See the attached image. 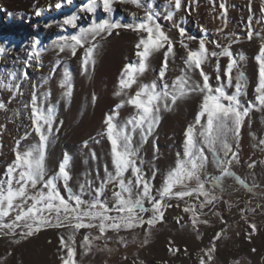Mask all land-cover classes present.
I'll return each instance as SVG.
<instances>
[{
  "label": "rangeland",
  "instance_id": "obj_1",
  "mask_svg": "<svg viewBox=\"0 0 264 264\" xmlns=\"http://www.w3.org/2000/svg\"><path fill=\"white\" fill-rule=\"evenodd\" d=\"M58 2L62 3L60 9L55 7ZM83 2L0 0V43L6 45L5 52L0 54V102L5 105L0 109V180H5L6 170L15 160L14 150L24 152L39 143L31 119V101L35 92L39 94L38 103L44 108L52 106L55 113L50 142L45 150L46 178L56 174L59 164L67 156L70 174L68 186L74 193L81 194L85 201L81 207L87 209L95 198V189L107 179V174L115 175L105 122L106 117H111L113 124L125 129L131 136L132 147L137 152L136 165L142 177L149 182L152 196L158 199V192L168 172L178 160L185 159V131L189 126H193L202 143L203 138L199 137V133L202 125H206V116L201 117L199 124L196 118L203 94L191 93L178 99L175 104L168 98L167 109L161 101L159 122L153 125L146 140L140 128H133L128 123L138 117V110L126 101L135 95L141 85H151L153 81L157 83L158 91L162 89L163 83H167L171 90L173 81L181 75H187L193 83L202 84L198 70L182 71L185 69L186 50L181 47L177 25L185 29L184 42L191 49H197L199 40L204 39L209 54L220 52L223 47H228L232 52L235 64L231 70V86L224 76L228 57L209 56L203 63V70L209 76L213 89L223 86L227 94H234L235 79L241 72L244 73L246 88L239 99L241 109L247 108L248 115L244 118L238 140L231 134L228 137L232 151L237 153L230 165L235 176L225 177L220 188L205 185L210 197H216L212 203L205 202V198L198 193L184 198L166 197L162 201L163 219L152 227L146 223L153 215L152 211H148L138 213L145 220L143 225L119 231L108 229L103 235L98 227L75 230L70 225L61 228L44 226L26 238L19 234L26 231L24 228L15 229V235L8 229H0V264H62L67 252L61 245V237L74 248L75 264H201L202 258L205 264H264V145L259 143L264 139V106L256 100L255 91L259 70L256 57L264 45V0H181L182 7L179 10L175 9L174 0L171 4L168 0H153L152 10L159 13L157 21L174 41L175 55L169 56L163 81L159 77L164 59L161 50L151 55L147 70L138 75L136 83L123 90L120 86L122 70L130 62L138 63L135 45L140 33L120 28L113 30L111 35L102 34L95 41L89 37L84 47H77L75 55L70 49L60 52L58 47L52 45L60 36H69L78 31V28L70 26L61 29L53 23L61 21L65 15L78 13L77 23L85 27L92 19L99 21L108 18L102 7L97 9L94 16L80 12L79 7ZM221 3L226 6V17L223 18ZM141 5L137 7L113 0L112 18L124 24L138 23L144 19L147 11L145 0H141ZM37 9L42 10L40 15H37ZM168 12L173 13L172 21L164 19ZM45 24L50 26L45 27ZM250 31L253 33L251 39L248 36ZM187 36L195 39L187 40ZM34 41H39V60H29ZM93 43L97 45L93 53L94 63L89 61L90 64L88 62L85 65L86 47ZM241 55L243 60L240 59ZM105 62L112 64L114 71L111 76L101 71ZM41 70L46 71V76L38 81ZM65 70L70 76L71 94L66 96L68 89L63 86L65 88L58 92L56 100H50L48 93L44 89L40 90V86H62ZM218 74L220 80H217ZM103 81H108L109 86L102 85ZM90 85L93 86L92 92L88 90L86 93L84 87ZM121 101H124L123 106L117 108ZM25 105H28L27 109ZM93 118V126L85 129L84 125ZM204 153L208 157L205 165L207 175L218 176L220 170L213 163L212 153L207 147ZM219 154L223 158V152ZM14 175L18 178V171ZM236 177L243 180L244 184L239 183ZM124 179L133 181L135 198L140 190L135 187V177L130 169L124 173ZM56 183L57 189L67 200L68 193L63 180ZM81 185L84 186L83 192ZM187 185V188L178 185L174 191L196 187L195 181H188ZM4 187L6 190V183ZM13 187H17L15 180ZM41 191L47 192L42 183L35 188L31 185L27 187L29 197ZM115 191H119L118 181H110L105 184L101 196L110 209L108 214L113 217L117 215L113 208L116 203L113 195ZM16 203L21 202L18 199ZM70 203L75 206L74 202ZM201 203H204L203 208L200 207ZM144 204L151 209L147 200ZM31 205V199L23 203L25 210ZM185 207L195 209V225L192 223L193 213L185 212ZM17 212L10 211L9 216L0 220V223H13ZM44 214L48 215L47 212ZM51 219L55 221V213ZM76 222L71 221L72 224ZM83 222L99 224L98 219L84 218ZM253 224L256 226L255 232L251 228ZM217 233H221L219 238H215ZM69 236L73 238L71 241L68 240ZM85 236L89 237L87 242ZM209 249H212L210 261L206 255Z\"/></svg>",
  "mask_w": 264,
  "mask_h": 264
},
{
  "label": "snow or ice",
  "instance_id": "obj_2",
  "mask_svg": "<svg viewBox=\"0 0 264 264\" xmlns=\"http://www.w3.org/2000/svg\"><path fill=\"white\" fill-rule=\"evenodd\" d=\"M68 2L71 3V0H68ZM120 2L131 3L137 7L142 6L141 0H120ZM168 2L171 4L173 0H168ZM145 3L147 5V11H145L144 19L138 23L124 24L112 18L114 11L113 0H84L79 7L80 12L94 16L97 9L102 7L103 11L108 14V18L99 21L92 19V22L85 27L78 25V13L73 12L65 15L61 21H53V23L57 24L61 29L70 26L73 29L78 28V31L69 36H60L52 42V45L53 47H58L60 52H63L65 49H70L72 54L75 55L77 47H84L89 37L95 41L97 37L104 33L111 35L115 29H132L141 34L139 41L135 45V55L138 57V63L130 62L124 66L120 80L121 89L131 88L136 83L138 75L143 74L147 70L151 55L161 50H163L164 59L161 64L159 77L163 81L169 63V56L175 55V43L162 30L161 25L157 21L156 17L159 13H154L152 10L154 6L153 0H145ZM55 7L60 9L62 3L58 2ZM174 7L179 10L182 7L181 0H174ZM220 8L224 10L222 18L226 17L225 4L221 3ZM36 11L37 15H40L42 10L37 9ZM133 17L135 19V14H133ZM164 19L172 21L173 13L168 12L164 16ZM49 26L45 24V27ZM177 27L181 36V47L186 50V59L184 60L185 69L182 71L198 70L199 75L202 77V84L199 82L193 83L190 81V77L181 75L173 81L171 90L167 83H163L162 89L158 91L157 83L153 81L151 85H141L135 95L129 97L126 101L127 104L134 106L138 110V117L128 121V123L132 124L133 128H140L144 133L143 139L146 140L147 135L152 131L153 125L159 122L161 101L164 102V108L167 109L168 98L171 99L172 104H175L178 99L184 98L191 93L200 92L203 94L200 112L196 118V122L199 124L201 117L206 116V125H202V131L199 133V137L203 138L202 143L197 138L193 126H189L185 131V159L178 160L176 166L168 172L163 181V186L158 192L159 198L157 199L152 196L149 182L140 174V169L137 167L135 160L137 152L132 147L131 136L125 129L118 128L113 124L111 117H106V133L111 144L115 175L113 176L111 173L107 174V179L101 182L100 187L95 189V198L88 205V208L82 209L81 206L85 204V201L82 200L81 194L74 193L68 186L70 174L68 171L67 156L59 164L56 174L46 178L45 150L47 144L50 142L55 113L52 106L49 105L44 108L41 103H38L37 95L34 92L31 101V119L34 130L39 136V143L24 152L14 150L15 160L13 164L8 166L5 180H0V220L8 217L10 211L18 210L13 223H0V229H8L15 235V229L24 228L26 231H21L19 234L22 238H26L32 236L34 231H39L44 226L61 228L70 225L75 230L98 227L100 234L103 235L108 229L119 231L122 228L133 229L143 225L145 220L138 213L148 211H152L153 215L146 223L149 227L154 226L158 220L163 219L161 209L164 205L162 201L166 197L175 196L184 198L192 196L193 193H198L205 198V202L207 203L215 201L216 197H210V193L206 190L205 185L211 184L215 188H220L225 177L235 176V173L230 170V165L236 159L237 153L232 151V145L229 143L228 137L231 134L238 140L244 118L248 115L247 108L241 109L239 99L246 88V81L244 73L241 72L235 79V92L232 95L227 94L223 86H218L213 89L209 83V76L203 70V63L209 59V56L228 57L229 62L225 68L224 76L227 78L228 85L231 86V70L235 64L232 52L228 47H223L220 52H212L209 54L204 39L199 40L197 49H191L184 42L185 29L178 25ZM252 35L253 33L250 31L248 33L249 39H251ZM193 39L195 38L187 36V40ZM38 45L39 41L33 42V52L29 55V60L33 58L39 60ZM96 47L97 45L95 43L86 47L85 65L89 61L94 63L93 52ZM217 47L220 46L217 45ZM5 50L6 45L0 43V54L4 53ZM240 59H244L243 55L240 56ZM256 60L259 64L258 83L255 88L257 93L256 100L261 106H264V45L261 46ZM25 63L27 64V61ZM217 72L219 73V63H217ZM24 75L26 77L27 73L25 72ZM220 79L221 77L218 74L217 80ZM62 86L67 87L68 91L65 95L70 96L71 84L67 70L64 72ZM224 101H227V103H224ZM123 104L124 101H121V104H118L116 107H122ZM4 107L5 105L0 102V109ZM27 107L28 105H25L26 109ZM145 125L147 126L146 130ZM259 143L264 145V139H261ZM205 147L212 153L213 163L220 170L218 176L210 177L205 171V165L208 161V157L204 153ZM220 151L223 152V158L220 157ZM229 155L231 159H229ZM129 169L135 177V187L140 190L136 193L135 198H133V181L131 179L127 181L124 179V173ZM17 171L18 178L14 175ZM236 179L239 183L244 184V181L239 177H236ZM14 180L17 185L15 188L13 187ZM58 180H63L64 182L65 190L68 193L67 200L57 189L56 182ZM110 181H118L119 187V191L113 193L116 198V203L113 206L117 213L115 217L108 214L110 209L107 203L101 200L105 184ZM188 181H195L196 187L188 188V190L174 191L178 185L187 188ZM5 183L7 184L6 190L4 187ZM41 183L47 189V192L41 191L37 195L29 197L27 192L28 185L35 188ZM89 187H91L90 183ZM83 189L84 186L81 185V192H83ZM124 194H127V196ZM18 199L21 202L20 204L16 203ZM27 199H31L32 205L25 210L23 203ZM145 200L151 204V209L145 207ZM70 201L74 202L75 206ZM200 207L203 208L204 203H201ZM184 211L193 213L192 223L195 225L197 223L195 209L193 207H185ZM45 212L48 213L47 216L44 214ZM53 213H55L54 222L51 219ZM61 213H63V217H61ZM84 218H89L90 220L98 219L99 224L84 223ZM72 220L77 222L72 224ZM204 223H207V221H204ZM251 228L253 232L256 231L254 224L251 225ZM7 234L6 232L5 235ZM220 235L221 233H217L215 238H219ZM72 239L71 236L68 237L69 241ZM121 239L123 240V238ZM88 240L89 237L85 236V241L87 242ZM61 245L67 252V256L62 259V264H75L73 259L75 255L74 248L63 237H61ZM211 252L212 249H209L206 254L209 261L212 259ZM201 264H205L203 258L201 259Z\"/></svg>",
  "mask_w": 264,
  "mask_h": 264
},
{
  "label": "bare ground",
  "instance_id": "obj_3",
  "mask_svg": "<svg viewBox=\"0 0 264 264\" xmlns=\"http://www.w3.org/2000/svg\"><path fill=\"white\" fill-rule=\"evenodd\" d=\"M218 22V21H217ZM107 42V41H106ZM115 46V45H114ZM98 49H96V51H97ZM100 51V50H99ZM102 51V50H101ZM100 51V52H101ZM95 52V51H94ZM93 52V53H94ZM102 53V52H101ZM106 53V52H105ZM65 54V53H64ZM97 55H99V54H97ZM57 56V55H56ZM63 56V55H62ZM100 56V55H99ZM102 56V55H101ZM114 56V55H113ZM48 57V56H47ZM62 59V58H61ZM97 59V58H96ZM53 60V59H52ZM75 60V59H74ZM93 60H94V58H93ZM100 60V59H99ZM102 60V59H101ZM100 60V61H101ZM76 61V60H75ZM97 61H98V59H97ZM106 63V62H105ZM89 64H90V62H89ZM95 65V64H94ZM100 65V64H99ZM98 65V66H99ZM105 66H103V64H102V66H103V68L105 69H102L101 71L104 73V74H106V75H110L111 76V74L113 73V71H114V69H112V64L110 63H106V64H104ZM79 68V67H78ZM93 71V70H92ZM95 71V70H94ZM85 74V73H84ZM84 74H83V76H84ZM45 77L46 76V71H44V70H41V72H39V76H38V81L41 79V77ZM47 76H48V73H47ZM102 77V76H101ZM114 77V76H113ZM106 78V77H105ZM84 79H85V76H84ZM100 80H102V79H100ZM37 81V82H38ZM37 82L35 83L36 85H37ZM97 82V81H96ZM101 82V81H100ZM91 83V82H90ZM51 84V83H50ZM49 84V85H50ZM108 84V86H109V84L110 83H108V81H103L102 82V85H107ZM92 85V84H91ZM90 85V87L89 86H87V87H84V91L86 92V93H88L89 91L90 92H92V88H93V86H91ZM48 86V85H47ZM47 86H44V85H41L40 86V90L41 89H44V91H46L47 93H48V95L50 96L49 97V99L50 100H53V101H55L56 100V98H57V96L59 95L58 94V92H60L61 91V89H64L65 87H63V86H56V84L54 85H51L50 87H47ZM96 86H97V84H96ZM88 87H89V89H88ZM92 87V88H91ZM104 87V86H103ZM48 88V89H47ZM97 88V87H96ZM97 89H100V88H97ZM89 90V91H88ZM96 90V89H95ZM79 91L80 90H78V93H79ZM37 96H39V94L37 95ZM62 96V95H61ZM61 99V98H60ZM89 99V98H88ZM88 107H90V106H88ZM88 109V108H87ZM90 111V110H89ZM95 111V110H94ZM99 111H100V109H99ZM99 113V112H98ZM97 113V114H98ZM96 117V116H95ZM94 119L95 118H93V120H89L84 126H85V129H89V128H91V126H93V124H94ZM64 138H66V137H64ZM167 248V247H166Z\"/></svg>",
  "mask_w": 264,
  "mask_h": 264
}]
</instances>
